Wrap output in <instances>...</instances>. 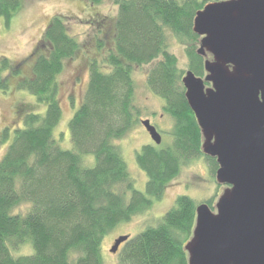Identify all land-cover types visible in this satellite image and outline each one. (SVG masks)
<instances>
[{"label":"trees","instance_id":"1","mask_svg":"<svg viewBox=\"0 0 264 264\" xmlns=\"http://www.w3.org/2000/svg\"><path fill=\"white\" fill-rule=\"evenodd\" d=\"M101 1L88 0L92 5ZM210 1L114 0L115 16L93 21L98 51L86 54L83 63L88 80L66 123L68 148L59 145L62 133L54 135L61 118L57 76L81 47L67 34L64 18H51L30 54L31 76L18 83L44 111L23 114L0 158V264H104V238L149 212L185 166L203 157L215 175L217 162L201 150L200 129L181 82L186 71L204 75L192 26L195 13ZM22 3L0 0L6 27ZM173 38L184 48L185 70L169 51ZM142 66H148L147 90L161 99L163 113L172 119L170 142L147 143L135 153L147 177L145 190L136 186L115 144L140 122L133 73ZM16 71L7 58L0 60V90ZM8 129L1 131L0 141H6ZM214 201L211 197L205 203L213 209ZM195 209L193 198L177 195L155 225L121 243L120 263L188 264L185 244L192 236ZM26 246L31 252L23 254Z\"/></svg>","mask_w":264,"mask_h":264},{"label":"water","instance_id":"2","mask_svg":"<svg viewBox=\"0 0 264 264\" xmlns=\"http://www.w3.org/2000/svg\"><path fill=\"white\" fill-rule=\"evenodd\" d=\"M192 30L204 75L181 82L202 136L215 158V203L196 206L185 244L188 264H264V0H217L195 13ZM155 144L161 137L140 120ZM128 235L116 237L115 253Z\"/></svg>","mask_w":264,"mask_h":264},{"label":"rangeland","instance_id":"3","mask_svg":"<svg viewBox=\"0 0 264 264\" xmlns=\"http://www.w3.org/2000/svg\"><path fill=\"white\" fill-rule=\"evenodd\" d=\"M115 14L114 0H102L93 5L89 4L88 0H23L22 7L12 16L8 27L5 26L4 19L0 17V60L7 58L9 63L17 69L14 75L9 77L6 88L0 90V135L5 127L9 128L6 141H0V158L11 140L13 128L21 126L23 114L27 111L37 113L44 111L45 106L36 99L35 95L19 88L18 83L23 77L31 76L30 54L41 41L46 26L53 16L64 18L67 34L78 41L81 47L75 58L67 61L63 71L57 76L61 118L54 129V135L57 137L59 133H62L64 139L59 142V145L63 148L70 147L68 130L66 129V133L64 131L67 120L75 107L80 104L86 88L88 72L83 63L88 56L91 54L95 56L98 51L94 43L96 32L93 21L112 18ZM169 43V51L176 56L177 66L185 70L187 57L183 46L175 38L169 40ZM147 70L148 66H142L136 68L133 73L136 84L135 98L141 112L140 120L148 119L161 134L162 141L168 143L171 141V136L168 134L172 128V119L163 113L161 99L147 90L145 86ZM6 74L7 72H4L2 75ZM147 143L154 144L140 122L124 137L115 140L127 163L129 173L136 178V186L141 190H145L147 177L136 164L135 153ZM87 158L93 161L92 157ZM210 171L203 157L196 158L191 164L185 166L179 176L166 188L163 198L159 201L154 200L149 212L135 216L132 222L121 224L104 238L102 242L104 264H121L118 252L122 244L118 251L113 253L110 251L113 240L120 235L133 236L148 225H155L164 212L173 205L177 195H188L195 200L196 206L205 203L211 197L214 201L216 195L217 201L226 185L218 184L215 175ZM216 201H214L213 209L210 208L211 211L215 212ZM24 248L23 254L31 252L29 246Z\"/></svg>","mask_w":264,"mask_h":264}]
</instances>
